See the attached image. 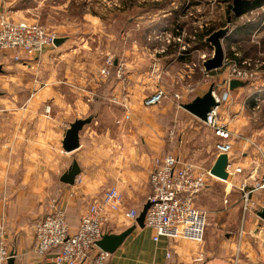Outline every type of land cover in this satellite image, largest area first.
I'll use <instances>...</instances> for the list:
<instances>
[{"label": "crops", "instance_id": "crops-1", "mask_svg": "<svg viewBox=\"0 0 264 264\" xmlns=\"http://www.w3.org/2000/svg\"><path fill=\"white\" fill-rule=\"evenodd\" d=\"M192 6L199 11V5ZM27 7L23 0H0V15L27 20ZM169 19L165 12L161 18L153 16L154 30ZM163 27L175 33L170 24ZM206 42L209 45L205 47L213 50ZM153 43L149 50H131L132 54L125 51L124 56L120 54L122 58L117 56V60L127 61V82L106 79L98 65L77 62L66 65L65 77L28 79L25 85L32 87L28 95L1 96L0 222L10 248L16 252V264H54V251L44 257L32 251L36 240L33 222L45 213L50 198L59 199L75 231L89 204L111 186L120 190L124 203L106 224L105 233L120 234L136 227L109 254L106 264H264V219L259 216L264 189L252 193L257 202L253 211L244 213L242 202V184L250 188L261 175L257 147L264 149V77L257 80L258 84L252 79L230 89L225 82L226 66L208 75L209 88L220 94L230 89L232 99L222 105L220 116L232 133L230 156L244 172L226 180L210 178L208 188L196 198V206L209 215L203 243L165 236L155 241L151 228L140 227L136 219L125 216L129 208L141 212L148 202L156 159L174 153L200 168L211 169L219 156L216 143L224 141L215 130L178 106L209 89L203 83L192 87L200 70L191 65L195 66L193 60L205 53L204 45L184 51L178 42ZM33 58L24 56L22 62L39 71L38 64H30ZM187 73H193L188 80ZM159 89L168 90L170 96L160 104L146 106L144 99ZM175 93L180 94V100L173 97ZM256 95L261 98L259 108L254 106ZM85 118L92 120L79 133V147L65 151L62 142L66 130L75 120ZM200 124L211 134L207 135ZM74 163L80 169L74 184L62 182L63 174ZM220 185L223 195L218 193ZM217 202L222 206L215 208ZM200 253L204 259L196 262Z\"/></svg>", "mask_w": 264, "mask_h": 264}, {"label": "built area", "instance_id": "built-area-1", "mask_svg": "<svg viewBox=\"0 0 264 264\" xmlns=\"http://www.w3.org/2000/svg\"><path fill=\"white\" fill-rule=\"evenodd\" d=\"M174 31L175 33H170L164 28L158 33L154 30L153 38L165 40L166 36H169L166 41L181 43L182 50H189L190 43L184 41L185 33L175 27ZM56 38L55 34L38 22L17 21L6 14L0 15V61L2 58H9L13 62H20L23 61L24 56L28 59L33 58L55 47ZM194 40H196L195 36L191 38V41ZM232 51L234 55H240L234 46ZM211 56L203 53L201 60L204 61ZM223 66H226L225 82L229 88L233 78L252 80L264 66V61L251 58L238 61L225 53ZM205 73L209 75V72L205 71ZM100 74L106 79L117 78L124 82L128 81L125 77L124 64L110 55L105 58ZM213 95L217 105L207 114L206 120L201 121L215 130L216 135L224 140L216 143V149L218 154H228L226 170L228 178H232L244 172V168L230 156L233 150V143L230 140L232 133L220 116L222 105L232 97L230 89L223 94L213 90ZM169 96L168 90L159 89L147 96L144 104L146 106L160 104ZM173 97L177 100L181 98L178 93L173 94ZM254 98V106L259 108L261 98L259 95ZM178 106L181 107L182 104ZM257 148L261 159L258 166L261 175L250 188H247L245 182L242 184L244 213L253 211L257 206V202L252 199V193L264 189V149L259 146ZM212 177L214 175L211 174L210 169L200 168L192 162L185 161L178 154L168 153L154 161L150 174L151 192L148 196L151 205L146 212L145 226L154 231L155 241L165 236L203 243L209 222L207 212L196 206V198L208 188ZM77 180L81 181L80 178ZM123 203L120 190L114 186L109 187L100 198L94 199L89 204L81 216L79 226L72 231L65 207L59 199L50 198L45 213L34 222L36 240L32 247L33 253L44 257L54 251V264H106L110 253L100 249L96 243L105 234V226L112 216L122 209ZM139 213L138 209L129 208L125 216L135 220ZM11 256H16V252L10 248L7 232L0 222V264H8ZM203 257V253H200L195 261L201 262Z\"/></svg>", "mask_w": 264, "mask_h": 264}, {"label": "rangeland", "instance_id": "rangeland-1", "mask_svg": "<svg viewBox=\"0 0 264 264\" xmlns=\"http://www.w3.org/2000/svg\"><path fill=\"white\" fill-rule=\"evenodd\" d=\"M23 1L28 4L27 21L38 22L45 26L49 32L55 34L57 38L66 37V40L60 46L49 48L30 61L32 65L38 64L39 71L22 61L13 62L9 58H2L0 61V66H2L0 72V100L3 94L11 96L30 94L32 87H26L25 85L28 79L38 77L42 80H50L52 75H59L60 77L63 75L65 77L68 73L65 68L66 65L85 62L98 65L101 68L105 58L109 55L116 59L122 58L125 51H130L132 54L131 50L151 49L154 46L153 40H155L153 38L155 28H153L151 22L153 16L161 18L165 12L168 19L170 18L165 24H170L171 27L173 26L184 32V41L189 42L190 50H193L195 47L202 45L198 38L200 35L209 28H214L213 31L224 28L228 24V18L233 15L232 9L227 12L229 3L223 0ZM260 1L261 7L245 12L240 17L233 18L229 39L227 38L223 42L225 53L230 52V47L233 45L240 55L264 61V0ZM48 3L51 5H48ZM195 3L199 5V11L192 6ZM230 3L233 7V0ZM163 23L157 29L158 33L164 30L165 27L163 26L165 24L163 25ZM247 27L251 28L249 37H247L248 31L245 32ZM194 36L196 40L191 41ZM168 37L166 36V38ZM59 48H62L63 51L58 53ZM203 49L206 54L210 56L213 54L210 47L203 46ZM121 53L122 56H120ZM201 54L198 59L193 60L196 65H191L192 69L200 70L197 71L200 74L195 75V77H198L195 80L197 83L194 84V81H192V87L194 88L203 83V86L208 89L211 77L205 73L202 63L199 61V59L201 60ZM116 61L124 64L125 77L128 78L126 59H116ZM51 66L55 67L51 68ZM190 75L192 76L193 73L185 74L187 80L190 79ZM261 77H264V69L257 73L253 78V82L256 81V84ZM253 89L252 87L251 90L253 91ZM256 91L254 89L253 92ZM191 92L193 94L195 90ZM1 106L2 102L0 101ZM200 126L207 132V135L211 134V130L205 125L200 124ZM222 188L223 185H220L218 192L220 195H223ZM222 204L224 205V203ZM221 206L218 202L214 204L215 208ZM224 206L229 208V205L228 207ZM198 208L205 211L202 207L198 206ZM207 216L209 217L208 214ZM223 233L225 232H221V234Z\"/></svg>", "mask_w": 264, "mask_h": 264}, {"label": "water", "instance_id": "water-1", "mask_svg": "<svg viewBox=\"0 0 264 264\" xmlns=\"http://www.w3.org/2000/svg\"><path fill=\"white\" fill-rule=\"evenodd\" d=\"M252 3V0H233V15L228 18V24L224 28H219L209 34L206 40L213 47V55L203 61L204 70L207 72L220 69L224 65L225 58V48L224 40L229 36L231 30V23L234 17H240L244 14L247 7ZM66 38L58 37L55 40V46H60ZM2 71V66H0V72ZM247 84V81L240 80L238 78H233L230 81V89H234L238 86H244ZM213 87H210L208 91L202 95L193 99L191 102L183 104L182 107L196 116L198 119L205 121L207 114L212 110L213 107L217 105L216 99L213 95ZM91 118L77 119L70 124L66 130L64 140L62 142L63 149L67 152L73 151L79 147V133L83 127L91 122ZM228 165V154L221 153L216 159L215 164L210 169L212 175L226 180L228 178V172L226 167ZM80 173V169L77 163H74L71 168L65 172L61 178V181L67 184H74L76 176ZM151 203L147 202L139 215L136 218L137 225L140 227L145 226V216L146 212L149 209ZM259 216L264 219V207L259 211ZM136 225L131 226L120 234H108L105 233L102 238L96 243L97 246L108 252H114L130 235L135 229ZM8 264H16V256H11L8 260Z\"/></svg>", "mask_w": 264, "mask_h": 264}, {"label": "trees", "instance_id": "trees-1", "mask_svg": "<svg viewBox=\"0 0 264 264\" xmlns=\"http://www.w3.org/2000/svg\"><path fill=\"white\" fill-rule=\"evenodd\" d=\"M224 2H226V3H229V6H228V10H227V12H230V10L232 9V5H231V1L232 0H223ZM262 6V4H261V1L260 0H252V3H251V5L249 6V7H247L246 8V10H245V12H248V11H250V10H254V9H257V8H259V7H261ZM244 12V13H245ZM264 21V20H263ZM213 29L214 28H209V29H207L206 31H205V33H203L202 35H200L198 38H200V40H201V42H202V45H204V46H206V45H209L207 42H206V38H207V36L209 35V34H211L212 33V31H213ZM246 30H245V32L247 33V31H248V33H247V37H248V34H249V32H250V27H247V28H245ZM234 33V32H233ZM229 39V37L227 36L225 39ZM227 55H229V56H233V57H235V59H237L238 61H242V60H244V59H246V58H251V57H244V56H242V55H238V56H236V55H234V52L231 50L230 52H227ZM251 59H253V60H255V59H258V58H251ZM210 73V72H209Z\"/></svg>", "mask_w": 264, "mask_h": 264}]
</instances>
